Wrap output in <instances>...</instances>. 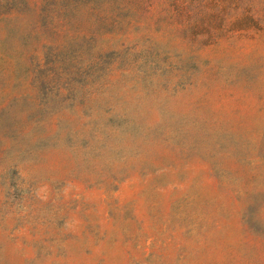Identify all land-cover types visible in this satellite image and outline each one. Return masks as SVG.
<instances>
[{
  "label": "rangeland",
  "instance_id": "obj_1",
  "mask_svg": "<svg viewBox=\"0 0 264 264\" xmlns=\"http://www.w3.org/2000/svg\"><path fill=\"white\" fill-rule=\"evenodd\" d=\"M0 264H264V0H0Z\"/></svg>",
  "mask_w": 264,
  "mask_h": 264
}]
</instances>
